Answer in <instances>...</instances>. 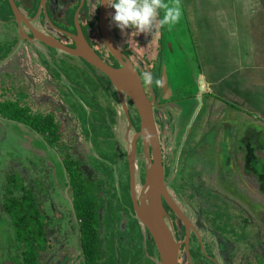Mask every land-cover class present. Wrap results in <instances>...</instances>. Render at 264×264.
Instances as JSON below:
<instances>
[{"label": "flooded vegetation", "instance_id": "1", "mask_svg": "<svg viewBox=\"0 0 264 264\" xmlns=\"http://www.w3.org/2000/svg\"><path fill=\"white\" fill-rule=\"evenodd\" d=\"M13 3L15 7L12 6L10 0H0V27L5 30L3 38L0 36V54L5 50H9L5 56L0 58V67L5 70V72L0 73V80L10 81L8 83L18 86L19 89H27L28 78L30 76L34 77L35 71L40 70L39 73L50 74L52 84L50 82L47 84L53 85L54 89L56 88L55 92L43 90L45 93L50 92V99L47 104L54 106L57 114L34 112L29 109L33 114L53 117L61 132L59 136L60 145L49 143L41 133L30 125L14 122L25 126L31 134L27 138L28 140L26 139V145L22 146L27 148L30 156L37 155V153L41 155V158L46 160V165L49 167L51 174H55V172L57 174L58 170L56 169L57 166L53 164L54 159L49 158V155H52V157L54 155L59 156L57 165L62 170V179L65 178L66 180L64 201L67 202L69 207V222L66 223L67 215H63V211L66 210L60 211L59 215L56 213V216L63 219V222H60L62 225L58 233L61 229L67 227L70 231L68 233L70 241L66 242L65 235L61 236L59 234L57 235L59 241L52 245V233L49 230V225L53 220L50 215L43 211L49 220L46 228L50 246L46 252L51 251L52 248L57 252L61 246L63 252H57L59 255L56 264H88L82 244L81 223L75 207L73 211L70 204V200L73 203L70 179L62 157L63 150H67L72 156L81 161L82 169L87 172L92 181L101 184L99 194L101 206L99 210L101 219L99 228L101 261L104 264H126L129 261L126 253L125 257L122 258L123 250L120 249L122 245L120 243L119 247L115 236H112L109 248L104 246L103 203L106 200L112 202L113 198L117 197L118 205L134 219L130 221L133 227L128 230V233L130 231V233L135 234V231L140 240L139 250L133 249L135 253L130 262L159 264V253L152 236L135 217L130 193L131 174L128 151L126 146L122 150V144L119 143L121 137L126 138L128 130L129 135H132V131L135 133L140 130V119L136 109L129 98H125V101H123L110 79L86 60L51 47L40 39L44 36L50 37V39L74 49L76 48V42L73 36L78 35L79 26L85 40L96 54L105 63L116 68L120 67L121 63L108 49L101 34L99 23L100 0H13ZM178 3L181 9V17L174 27L179 28V25H181L182 30L186 28L190 38L192 36L189 34L190 21L186 0H178ZM113 12L114 9L108 7L107 25L110 37L114 45L130 59L140 76L147 96L150 100H153L166 184L168 167L166 166L164 145L165 141L172 139L173 145L177 146L178 153L184 148L188 149L187 161L183 168L184 177L181 180L183 181V188H188L191 192L196 193L198 196H204L203 199H206L202 203L198 201L200 206L199 211H196V214L194 213L195 220L185 211L189 207L196 210L194 207L196 200L193 193L189 194L188 200L183 201V205H178L188 218L189 226H186L176 212L164 202V206L172 220L175 236L181 244L178 253V264H184V261H186V264H233L238 259L242 264L245 262L247 264L251 256L249 250L251 245L253 246L250 238L254 233L253 229L256 223L258 226L257 220L258 217H261L262 212L261 209L259 211L256 209L255 203H252L253 196L250 201L244 200L243 193L250 195L239 187L242 181L239 178L241 176L247 182L249 176L256 174L255 171H242L241 169L243 164L240 162L241 156L238 155L235 147L237 140L234 141L233 126L227 125L229 133L223 135L225 128L221 121L219 122L216 117L212 122L209 119L210 114L215 116L217 106L214 101L208 103V98L210 97L216 101L218 99L217 94L207 87L204 81L200 80L198 71L192 73L193 77H190L188 82L182 83L176 89H173L176 82L173 83L170 79L169 67L164 60V52L161 51L163 48H161L163 34L166 37V33L170 32V27L165 26L163 29L159 25L160 17H157L150 33L138 32L134 28L121 31L111 21ZM94 30L98 32L101 38L103 49L97 47L96 42L90 35V32H95ZM175 36L179 38L181 35L175 33ZM163 43L166 50L167 40ZM179 46L182 49L183 46L180 41ZM168 51L174 55L173 47L172 49L168 48ZM8 58L9 60L3 64ZM164 68L167 75L165 83H163ZM197 70H199V67ZM14 72L19 74L20 80L18 78L12 79V73ZM146 72H150L153 76L151 84L144 83L143 73ZM157 80L159 84H156L155 81ZM6 84L4 82L2 85L4 88L1 87L0 89L9 91L11 85ZM8 91L0 90L1 93ZM167 95L168 98H165ZM204 97L205 103L203 102ZM0 102L4 101L0 99ZM12 102L17 105V101ZM230 103L228 102L231 106ZM39 104L40 99H38L36 105ZM227 117L229 118L227 122L233 124L232 114L229 113ZM0 119L10 121L1 114ZM1 129L4 131L6 138V126ZM102 132H106L110 137L102 136ZM229 135L230 138H228ZM10 137L17 141L13 134ZM85 143L92 154L91 158L84 155L87 149ZM122 155L125 157L124 162L116 159V156L120 158ZM141 158H143L144 163ZM31 161L33 162V160ZM248 163H246V167L250 168ZM144 164L143 146L141 140H138L136 167L137 169L139 167L140 171L138 170L137 173L138 175L139 172L141 173L142 180L140 178V181L142 183L145 181V176L142 174ZM56 174L55 176H57ZM122 176H127L126 184L122 182ZM199 187H202V189L198 190ZM213 188H217L218 191L206 193L208 190L213 191ZM259 188L261 189V182ZM29 189L33 191L34 195L36 194L31 187ZM223 190H226V193H223ZM212 193L216 195V198L212 196ZM241 194H243V197ZM171 196L177 203L172 192ZM219 205L220 208L225 206L222 216L215 211ZM56 210L58 211V209ZM227 221L229 225L225 228L226 233H224L219 227H225ZM235 224L239 225L240 231L236 229ZM233 229L235 237L230 233ZM126 231L123 229L122 234L126 235ZM237 235L240 237L239 240L236 239ZM237 241L245 246V249H241L240 246L237 247ZM138 251L142 255L140 258ZM52 255L56 258V253ZM261 262L264 263V259H261ZM51 264H55V262Z\"/></svg>", "mask_w": 264, "mask_h": 264}, {"label": "rangeland", "instance_id": "2", "mask_svg": "<svg viewBox=\"0 0 264 264\" xmlns=\"http://www.w3.org/2000/svg\"><path fill=\"white\" fill-rule=\"evenodd\" d=\"M189 0H187V4ZM164 29V28H163ZM170 32L166 33V37L162 38V52H164V60L166 61L169 69L170 79L173 83L176 82V85H173V89H176L180 84L188 82L190 77L192 76L193 72H199L197 68L201 65L207 72L212 71L214 77L221 76L223 72L227 71L225 66H230L231 68H234L235 65L239 62V53L233 49V44L226 43H219L217 40L220 39V36H222V32L216 31L214 32L212 36L211 41L209 39V35H204L203 28H200V33L202 35L198 39V43L195 42L194 37L189 38L188 32L186 28L183 30L181 29V25L178 27H170ZM202 29V30H201ZM175 30V31H174ZM1 31V38L5 35V30L0 27ZM95 32H90V35L92 39L96 42V45L98 48L103 49V43L101 41V38L99 37L98 32L94 30ZM186 34H185V33ZM175 33L179 36V38L175 36ZM165 40H167L166 50L164 49V43ZM180 44L183 46L182 49L179 46ZM230 38V42H231ZM169 43V44H168ZM170 46V47H169ZM174 49V55L171 54L168 51L169 49ZM173 51V50H171ZM199 54L201 56V63L199 59ZM208 56V58H207ZM9 60H5L3 62L6 63ZM222 64V66L218 67L215 64ZM217 68H220L216 70ZM225 68V69H224ZM204 70V71H205ZM5 72L2 67H0V73ZM7 73V72H6ZM4 74V73H3ZM17 73H12V79H19L20 76ZM144 76V73H143ZM38 79L36 80H43L46 84L40 85V82L38 83H30V85H27V89H19L18 86L12 85L6 81V80H0L2 81L0 84V88L2 85L7 83L6 85H11L9 91L7 89H0L8 92L1 93L0 92V99L1 101H17L18 106L28 107L34 112H40V113H51V114H57L56 108L54 109V106L52 107L51 104L48 103V94L44 92V88L46 90H50L51 92H55V89L52 87L53 85L47 84L50 82L52 84V79L50 77V74L47 75L45 73H39L37 75ZM181 80V81H179ZM178 81V82H177ZM4 88V87H2ZM42 91V95L40 96V104L36 105L38 102V99L35 97L38 94V90ZM49 92V91H48ZM55 105H57L56 102H54ZM74 115V114H70ZM69 115V116H70ZM72 118V117H71ZM63 119V117H62ZM75 119V118H74ZM10 121H3L0 119V206L3 203V199L5 198V188L7 185V180L10 174H17L18 177L22 178L25 182V185L28 187H31L35 191V195L37 200L39 201L41 208L44 212H46L48 215L52 218V223L49 225V230L51 231V238H52V245L59 241V236L57 235H65L66 242L69 240V234L70 231L67 229V227H64V229H61L58 233V230L60 229V222H63L62 218H58L56 215L63 211V215H67L66 223L69 222V216L68 211L69 207L67 206V202L64 201V191L66 188V180L65 178L62 179V170L57 165L59 163V156L56 157L54 155H49V158L51 157L54 159V165L57 166L56 169L57 176H55L54 173L51 174V171L49 170V167L46 165V160L41 158V155L37 153V155H31L28 153L27 148H25L22 145H26V139L29 138L31 135L27 128L23 125H20L18 123H12L11 121L15 122V120L8 119ZM6 126L7 136L5 138L4 131H2V127ZM12 130H14L12 132ZM4 134V135H1ZM14 135L17 138V141L13 140V138L10 137V135ZM105 135L107 133L105 132ZM11 139V141H10ZM28 140V139H27ZM30 141V140H29ZM122 144V150L124 146H126V140L124 138H120V142ZM260 145V142H259ZM264 145V144H263ZM85 146L87 147L86 143ZM165 155H166V166L168 167V172L166 173L167 176V185L168 189L175 195V199L179 206L183 205L186 200H188L189 194L193 193V196L196 200V204L194 205L195 209L192 207H189L187 210H185L188 215H191L193 219L195 220L196 211H199V204L205 201L206 199L202 196H198L196 193L191 192L190 189L183 188V168L185 166V163L187 161V153L188 149L184 148L183 150L177 152V146L173 145V140H167L165 141ZM83 153V152H82ZM85 153V154H84ZM83 154L87 158H91V153L87 147L86 152ZM178 153V154H177ZM186 153V154H185ZM56 157V158H55ZM124 155L117 157V160H121L124 162ZM143 161V158H141ZM33 160V162L31 161ZM86 160V159H85ZM88 160V159H87ZM144 163V161H143ZM141 164V163H140ZM143 172L142 174L146 173V166L143 165ZM139 170V167L137 171ZM255 170V169H254ZM140 171V170H139ZM254 173V172H253ZM256 175H251V177H248L247 184L250 185V191L247 190V193L249 195H245L244 200L250 201V199L254 198L257 202L260 201V198L264 196V169L258 170V172L255 170ZM186 175V174H185ZM256 176V177H255ZM141 173L139 172L138 175V182L139 184H143L140 181ZM185 181V180H184ZM122 182L124 184L127 183V176H122ZM261 182V189L258 187V184ZM202 189V187H199L198 190ZM217 188H213V191H207L206 193H215ZM112 192V191H111ZM212 193V194H213ZM243 194L241 196L243 197ZM213 197L216 198V195L213 194ZM61 198V199H60ZM198 198V199H197ZM62 200V201H61ZM63 202V203H62ZM118 198L114 197L113 201L106 200L103 203V219H104V231H103V239H104V246L105 248H109L111 245V238L112 236H115V239L117 240V243H121L120 249L123 251L122 258L126 257L129 259V261L126 264H137V262H130L133 258V255L135 253V249L139 250V236L133 233H128V230L133 227L130 223V221L133 219L131 218L126 211H123L122 207L118 205ZM64 204V205H63ZM181 204V205H180ZM117 207H116V206ZM62 207V208H61ZM192 208V209H191ZM58 209V211L56 210ZM185 209V208H184ZM193 210V211H192ZM263 210V205H262ZM218 215L222 216V214L225 211V206H222L220 208H217L215 210ZM223 212V213H222ZM57 213V214H56ZM195 213V214H194ZM1 217H0V264H19L20 263V250L14 249L11 247L12 240H13V227L10 222V217L8 214L4 213L3 210L1 211ZM242 217V216H240ZM134 220V219H133ZM238 221V220H237ZM236 221V223H237ZM257 223L253 229V234L251 235V241L253 242V246L251 245V248L249 252H251V256L249 258L250 261L247 262V264H259L261 259H264V223L257 220ZM260 224V225H259ZM229 225V222H226L225 227H219L221 231L225 232V228ZM236 229L240 231L239 225L235 224ZM127 230V234L123 235V229ZM262 229V230H261ZM237 231V232H238ZM263 231V232H262ZM232 235H234V229L231 230ZM235 237V235H234ZM237 240L240 239V237L237 235ZM75 241V240H74ZM116 244V242H115ZM236 246H240L241 249H245V246L239 244V241H237ZM134 249V250H133ZM239 250V249H237ZM60 253L63 252V250L60 248L58 249ZM57 251V252H58ZM51 252V253H49ZM54 248L51 249V251H48L43 255V260L41 261V264H48V263H54L56 264L58 260V255ZM121 252V251H120ZM139 258L142 257L140 251H138ZM53 253H56V258L53 257ZM19 254V256H17ZM48 255V256H47ZM55 258V259H54ZM51 259V260H47ZM145 262V261H144ZM196 262V260H195ZM250 262V263H249ZM146 264V262H145ZM184 264H186V261H184ZM233 264H242L240 259L237 261H234ZM246 264V262L244 263Z\"/></svg>", "mask_w": 264, "mask_h": 264}, {"label": "crops", "instance_id": "3", "mask_svg": "<svg viewBox=\"0 0 264 264\" xmlns=\"http://www.w3.org/2000/svg\"><path fill=\"white\" fill-rule=\"evenodd\" d=\"M188 2L187 4L186 0L190 21L189 34L193 35L195 42L198 43L202 35L200 28H203L204 35H209L211 41L214 32L220 31L222 36L217 42L233 44V49L239 53L237 65L234 68L225 66L227 71L221 76L214 77L212 71L207 72L201 65L199 66L200 80L217 94L218 99L220 98L216 101L208 98V103L214 101L217 106L215 116L210 114L209 119L212 122L216 117L219 122L221 121L225 128L223 135L229 133L227 125L233 126L234 141L237 140L235 147L243 164L242 171L264 169V0H189ZM199 59L201 63L200 54ZM215 65L222 66L218 63ZM218 69L220 68L216 70ZM38 72L35 71L34 77L28 78L27 85L33 82H40L41 86L45 85L43 80H36ZM41 89L38 90L37 99L41 96ZM47 94L49 100L50 92ZM203 102L205 103V97ZM228 102L232 105L230 106ZM229 113L232 114L234 125L227 122ZM102 136L110 137L105 135V132H102ZM230 137L229 135L228 138ZM246 163L250 168L246 167ZM239 179H242L239 186L241 190L250 191L245 178L240 176ZM222 192L226 193V190ZM4 196H6V188ZM260 201L262 204L252 198L256 209L258 211L261 209L262 212L258 219L264 223V196ZM3 207L2 203L0 212ZM11 247L17 249L13 245Z\"/></svg>", "mask_w": 264, "mask_h": 264}, {"label": "water", "instance_id": "4", "mask_svg": "<svg viewBox=\"0 0 264 264\" xmlns=\"http://www.w3.org/2000/svg\"><path fill=\"white\" fill-rule=\"evenodd\" d=\"M10 2L15 7L13 0H10ZM107 15V0H102L99 12L101 34L108 49L121 63L120 67L116 68L105 63L87 43L79 26L78 35L73 36L76 42V48L74 49L64 46L56 40L50 39V37L44 36L40 39L51 47L86 60L110 79L123 101H125V98L131 100L140 119V130L132 136L129 135L128 130L125 138L131 174L130 193L135 217L152 236L159 253V264H178V253L181 244L175 236L172 220L164 206V202L176 212L186 226H189V220L171 196L165 181L153 100H150L147 96L140 76L130 59L114 45L108 31ZM166 78V69L164 68L163 83L166 82ZM166 92L168 93V91ZM165 98H168V95ZM138 140H141L145 156L146 175L143 184H139L136 170ZM138 185H140V188H138ZM70 204L74 211L71 200Z\"/></svg>", "mask_w": 264, "mask_h": 264}, {"label": "trees", "instance_id": "5", "mask_svg": "<svg viewBox=\"0 0 264 264\" xmlns=\"http://www.w3.org/2000/svg\"><path fill=\"white\" fill-rule=\"evenodd\" d=\"M8 51L0 54V58ZM0 114L16 122L30 125L41 133L46 141L60 145L61 132L52 116L33 114L28 107H19L12 101L0 102ZM62 157L70 179L73 204L82 227L86 262L104 264L101 261L99 246L101 184L92 181L82 169L81 161L70 152L63 150ZM3 206V211L10 216L13 227L12 245L21 253L19 264H40L42 255L50 246L46 228L49 220L33 191L17 174H10L8 177Z\"/></svg>", "mask_w": 264, "mask_h": 264}, {"label": "clouds", "instance_id": "6", "mask_svg": "<svg viewBox=\"0 0 264 264\" xmlns=\"http://www.w3.org/2000/svg\"><path fill=\"white\" fill-rule=\"evenodd\" d=\"M107 5L114 9L111 21L121 31L134 28L150 33L157 17L162 28L174 26L181 17L178 0H107ZM143 79L145 84L153 82L150 72L144 73Z\"/></svg>", "mask_w": 264, "mask_h": 264}, {"label": "bare ground", "instance_id": "7", "mask_svg": "<svg viewBox=\"0 0 264 264\" xmlns=\"http://www.w3.org/2000/svg\"><path fill=\"white\" fill-rule=\"evenodd\" d=\"M133 134H134V132L132 131V135H133ZM130 135H131V134H130ZM132 135H131V136H132ZM138 188H140V185H138Z\"/></svg>", "mask_w": 264, "mask_h": 264}]
</instances>
